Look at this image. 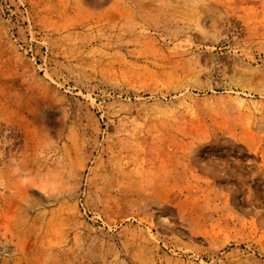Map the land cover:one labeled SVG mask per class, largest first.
Masks as SVG:
<instances>
[{
  "label": "rangeland",
  "instance_id": "1",
  "mask_svg": "<svg viewBox=\"0 0 264 264\" xmlns=\"http://www.w3.org/2000/svg\"><path fill=\"white\" fill-rule=\"evenodd\" d=\"M0 264H264V0H0Z\"/></svg>",
  "mask_w": 264,
  "mask_h": 264
},
{
  "label": "bare ground",
  "instance_id": "2",
  "mask_svg": "<svg viewBox=\"0 0 264 264\" xmlns=\"http://www.w3.org/2000/svg\"><path fill=\"white\" fill-rule=\"evenodd\" d=\"M166 208H168V207H166Z\"/></svg>",
  "mask_w": 264,
  "mask_h": 264
}]
</instances>
